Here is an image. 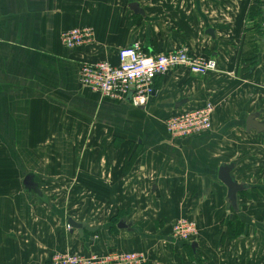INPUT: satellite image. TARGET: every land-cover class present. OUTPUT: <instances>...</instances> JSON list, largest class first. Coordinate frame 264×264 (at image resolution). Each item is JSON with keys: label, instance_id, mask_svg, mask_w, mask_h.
I'll return each mask as SVG.
<instances>
[{"label": "crops", "instance_id": "0c3cea01", "mask_svg": "<svg viewBox=\"0 0 264 264\" xmlns=\"http://www.w3.org/2000/svg\"><path fill=\"white\" fill-rule=\"evenodd\" d=\"M252 1L0 0V264H49L54 253L112 247L145 253L142 264H260L243 252L245 240L217 239L221 215L261 209V192H248L255 185L235 177L236 170L246 173V158L223 156L231 147L219 143L230 135L256 136L246 130L248 115L264 122L263 33L256 31L264 16L249 17ZM71 28L90 29L92 41L64 47L61 34ZM134 41L148 54L185 45L215 59L217 70L204 76L169 70L154 79L139 107L81 86L82 62L116 64L118 51ZM206 101L214 105L212 130L169 139L164 121ZM222 166L247 190L235 209L218 179ZM29 174L35 189L23 192ZM41 184L53 185L50 198L40 196ZM66 198L81 203L78 214L100 213L109 221L87 224L92 231L83 224L65 231L61 217L68 222L74 215L59 203ZM189 216L202 221L195 246L202 258L184 255L164 235L172 220Z\"/></svg>", "mask_w": 264, "mask_h": 264}, {"label": "built area", "instance_id": "2783aa9c", "mask_svg": "<svg viewBox=\"0 0 264 264\" xmlns=\"http://www.w3.org/2000/svg\"><path fill=\"white\" fill-rule=\"evenodd\" d=\"M264 27V23L262 24ZM92 41L88 28H71L61 34L64 47L74 49ZM117 63L107 60L82 62L79 66L78 81L81 86L98 94L107 101H125L131 95L130 104L143 106L153 93V82L157 76L175 68H184L195 76H204L217 70L215 59L192 54L188 47L180 45L170 51L148 54L139 41L117 53ZM214 106L206 101L203 106L186 111L164 122L165 131L172 140L190 139L209 133L212 128ZM191 223L178 222L174 226L175 235L192 229ZM52 264H142L138 253H95L86 255L57 254Z\"/></svg>", "mask_w": 264, "mask_h": 264}, {"label": "rangeland", "instance_id": "374dc122", "mask_svg": "<svg viewBox=\"0 0 264 264\" xmlns=\"http://www.w3.org/2000/svg\"><path fill=\"white\" fill-rule=\"evenodd\" d=\"M263 27V26H262ZM263 34H264V27H263ZM264 45V44H263ZM264 47V46H263ZM248 68H246L247 70ZM260 84H261V91H262V99H261V106H264V76L260 77ZM214 106V105H213ZM214 112V110H213ZM166 121V120H165ZM164 121V122H165ZM165 129V126H164ZM254 131V130H253ZM256 131V130H255ZM256 136H228L225 137L226 139H224V141H220V145H224L225 143H228V147H231V149L227 150V151H222L223 156L227 155L231 156L232 154L234 155V159H238V157L244 156V158H246L247 162L243 165V169L246 173H240V175H238V171H235V177L240 179H242L243 177L245 178V180L249 185H255V186H259L261 187V189L258 188H249L247 189L248 192L249 191H254V190H259L261 192V194L258 195V200L256 201L257 203V207H260L261 209L255 211V212H249L245 215H237V213L234 211L232 214L230 215V219L227 218V216L225 215H221L219 217V219L221 218L219 224H222L224 227V231L223 234L219 232V236L217 237V239H235V240H245L246 241V245L247 251H243L245 253V255L248 256H256V259H258V261L260 262V264H264V131L261 132H256ZM168 136V134H167ZM169 139L172 140V138L170 136H168ZM187 139H181V140H173L176 142H181V141H185ZM235 147H232L231 144L234 145ZM240 148V149H239ZM239 149V151H238ZM242 149H245V151H241ZM30 175V174H29ZM28 176V175H25ZM25 179V178H24ZM243 180V179H242ZM32 181V180H31ZM46 184V183H45ZM17 185V184H16ZM34 185V184H33ZM74 185H70V191L71 188ZM48 187L52 188L53 185H40V189L42 190V194L40 195L43 199H46V197H51L52 193H49L48 191ZM23 188L26 191H31L33 189H35V187L33 186L31 189H28L27 187H25V185L23 184L22 186V191L25 192L23 190ZM76 187L73 188V191L75 192ZM247 190H244V192H246ZM52 191V190H51ZM17 192L19 194L20 190L17 189ZM243 191L240 192V194L244 193ZM255 193H257V191H254ZM239 194V195H240ZM72 195V193H71ZM49 197V198H50ZM13 199V197H12ZM59 201V200H58ZM243 202H245L244 200H242ZM57 202V201H56ZM54 202L53 205L54 207H58L59 205ZM90 202L87 201V203ZM59 203L63 206L62 209L64 211H68V212H73L74 215H68L69 219H72L73 221H77L80 222V225H86V228L88 229H92L87 226V224H91L92 225H96V224H101L103 223V220L109 221V216H98L99 214H88L86 213V215H80L78 213H81V203H79V201L77 199H65V200H61L59 201ZM93 203V202H92ZM92 205V204H90ZM88 206V205H87ZM41 208H45V204L41 203L40 199H39V206ZM233 209V208H232ZM256 213V214H255ZM65 217H61V222L63 224V226H65V231H70L72 230L71 226L69 225V223L65 220ZM117 219V218H116ZM201 218L198 217H181L179 219H174L172 220V222L169 224V228L168 230H166L164 232V235H166V238L172 239V242L176 243H168L171 244L172 246L175 245V248L181 252L180 250V246H182V252L184 255H195V253H197L196 255L201 256V253H203V249H197L198 251H195V246L197 245L198 241L200 239L203 238V233L201 232L200 226L202 225V221L200 220ZM178 222H188L193 224L192 225V229L190 231L187 232H182L181 235L176 236L175 232H174V226L178 223ZM118 226V225H117ZM124 226V225H123ZM81 228V227H80ZM215 238V237H214ZM260 243V244H259ZM258 245V249L256 248ZM250 246H256L253 249L250 248ZM109 253V252H113V253H138L141 255V257L144 260V263L146 261V255L143 252L140 251H136V252H126V251H121L118 250L116 248H108L104 251L101 252H96L98 254L101 253ZM91 253V252H90ZM57 254H77V255H86V254H82V253H78V252H66V253H54L53 255L50 256L48 263L52 264V257L54 255L57 256ZM55 256V257H56ZM54 258V257H53Z\"/></svg>", "mask_w": 264, "mask_h": 264}, {"label": "water", "instance_id": "95a60500", "mask_svg": "<svg viewBox=\"0 0 264 264\" xmlns=\"http://www.w3.org/2000/svg\"><path fill=\"white\" fill-rule=\"evenodd\" d=\"M262 3L264 4V0H262ZM263 11V16H264V5L261 7ZM262 45L264 44V34L261 40ZM131 95L128 96L127 101H130ZM246 130L249 131L251 129H255L256 131H264V122H260L257 119H255L254 115H248L246 118L245 122ZM31 175H28L25 177L23 184L25 187L28 189H31L34 185L31 181ZM218 179L226 185L228 188L227 190V203L228 207H232L235 209L237 206V195L241 192L246 190L245 184L244 183H236L234 179L232 178L230 174V168L227 166H222L218 170ZM69 225L71 228H79L81 227L80 224L76 223L72 219L68 220ZM123 225L118 224V227H121Z\"/></svg>", "mask_w": 264, "mask_h": 264}, {"label": "trees", "instance_id": "16d2710c", "mask_svg": "<svg viewBox=\"0 0 264 264\" xmlns=\"http://www.w3.org/2000/svg\"><path fill=\"white\" fill-rule=\"evenodd\" d=\"M263 5L262 0H253L248 12L249 17L263 16V11L261 9ZM256 31L261 32V34L263 33L260 24L256 25Z\"/></svg>", "mask_w": 264, "mask_h": 264}]
</instances>
